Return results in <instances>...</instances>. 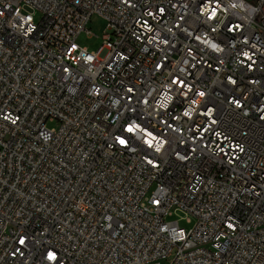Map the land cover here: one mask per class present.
Segmentation results:
<instances>
[{
	"label": "built area",
	"instance_id": "1",
	"mask_svg": "<svg viewBox=\"0 0 264 264\" xmlns=\"http://www.w3.org/2000/svg\"><path fill=\"white\" fill-rule=\"evenodd\" d=\"M0 264H264V0H0Z\"/></svg>",
	"mask_w": 264,
	"mask_h": 264
},
{
	"label": "rangeland",
	"instance_id": "2",
	"mask_svg": "<svg viewBox=\"0 0 264 264\" xmlns=\"http://www.w3.org/2000/svg\"><path fill=\"white\" fill-rule=\"evenodd\" d=\"M41 19V15L39 13L35 14V20L39 22ZM92 34L96 37L89 38L86 33H82L78 38V44L83 47H87L90 52L97 51L101 45L103 44L102 36L107 33L106 21L102 18L95 17L93 22L88 27ZM49 127H54L55 124H48ZM179 217H183V215L178 214ZM194 221L192 223L181 222V226L185 227L186 229H191L194 226Z\"/></svg>",
	"mask_w": 264,
	"mask_h": 264
},
{
	"label": "snow or ice",
	"instance_id": "3",
	"mask_svg": "<svg viewBox=\"0 0 264 264\" xmlns=\"http://www.w3.org/2000/svg\"><path fill=\"white\" fill-rule=\"evenodd\" d=\"M121 143H123V141H121Z\"/></svg>",
	"mask_w": 264,
	"mask_h": 264
}]
</instances>
